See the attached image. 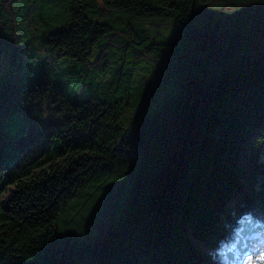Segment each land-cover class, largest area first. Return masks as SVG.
<instances>
[{
    "label": "trees",
    "instance_id": "16d2710c",
    "mask_svg": "<svg viewBox=\"0 0 264 264\" xmlns=\"http://www.w3.org/2000/svg\"><path fill=\"white\" fill-rule=\"evenodd\" d=\"M100 8L172 24L131 25L104 83L90 51L127 30ZM2 54L0 264H236L264 238V5L0 0ZM147 59L163 96L126 125L155 94Z\"/></svg>",
    "mask_w": 264,
    "mask_h": 264
},
{
    "label": "rangeland",
    "instance_id": "374dc122",
    "mask_svg": "<svg viewBox=\"0 0 264 264\" xmlns=\"http://www.w3.org/2000/svg\"><path fill=\"white\" fill-rule=\"evenodd\" d=\"M32 2V0H31ZM30 4V3H29ZM31 6H34V4H31ZM35 8V6H34ZM113 16V18L118 22V25L120 27H124L127 31L122 30L119 32L118 36H110L106 37L103 40H100L96 46L90 51L89 57L86 61V66L89 69H96L98 71V74H96V77H98L97 81L104 83L106 80L113 78L118 71L124 68L126 63L124 64L123 59L124 56H126V52L123 49V53H120L118 56L112 57L109 52L111 50L117 49V47H120L122 45V41L125 42V36L129 37L130 34V26L134 25L136 27H140L147 31L154 39H161L168 36V34L171 32L172 24L169 20L165 19H153V20H146V19H140V18H133L126 19L123 18V16H120L118 14H113L110 11H106L103 8H100L99 14L96 15V18L99 20H106L107 18ZM30 20H23V26L32 33V30L39 31L42 29V23L38 22V25L36 28L33 26V22L31 23ZM129 39V38H128ZM114 47V48H112ZM125 48V47H123ZM24 51V50H22ZM36 53L38 54L37 60H44L47 62V64H53V65H64L65 60H63L60 56L57 55H48L44 52H38L35 49ZM4 54H2L0 58V66H3L4 63ZM22 58H25V53L23 52ZM157 66L158 62L152 59H147V62H143L142 65L136 68V72L138 76H136L139 83L146 82L147 81H153L155 80L156 84L154 86V90H152V93H155L153 97H149L146 101H144L141 108H139L140 112L135 115L133 113L127 112L125 116H122V123H125L128 125L130 122L138 118V115L142 111L147 110H153V107L160 103L163 91L161 88L162 80L159 79V74L157 72ZM166 75V74H165ZM169 74H167L168 77ZM164 81V80H163ZM151 99H154V101H150ZM142 115V113L140 114Z\"/></svg>",
    "mask_w": 264,
    "mask_h": 264
},
{
    "label": "snow or ice",
    "instance_id": "6c2138e0",
    "mask_svg": "<svg viewBox=\"0 0 264 264\" xmlns=\"http://www.w3.org/2000/svg\"><path fill=\"white\" fill-rule=\"evenodd\" d=\"M239 3H241L242 6L247 5H264V0H238ZM260 259L264 260V252L261 253ZM249 260H251V257H249Z\"/></svg>",
    "mask_w": 264,
    "mask_h": 264
}]
</instances>
